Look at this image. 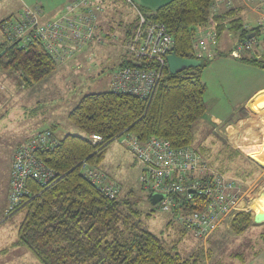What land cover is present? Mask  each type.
Instances as JSON below:
<instances>
[{"label": "trees", "instance_id": "trees-1", "mask_svg": "<svg viewBox=\"0 0 264 264\" xmlns=\"http://www.w3.org/2000/svg\"><path fill=\"white\" fill-rule=\"evenodd\" d=\"M213 1L170 0L155 9L139 7L149 21L167 25L174 37L173 51L177 56L197 58L201 64L176 73L167 64L149 99L112 90L83 95L69 111L68 118L86 136L66 133L59 138L51 129L59 139L57 145L37 152L55 176L48 183L28 178L27 192L16 208L7 212L9 188L6 212L24 211L15 245L26 247L44 264H202L193 256L184 257L168 249L165 240L142 223L141 210L128 197L134 194L133 190L110 197L86 176L84 166L102 171L108 146L125 134L135 135L141 142L161 137L174 147L192 146L194 127L207 114L203 71L213 59L197 55L194 47L197 28L217 24L219 34L224 29V20L233 17L231 27L240 31V39L251 31L257 30L256 34L261 31L259 25L253 29L244 27L242 18L234 17L236 8L213 12ZM245 60L264 68V54ZM59 61L63 60L39 39L26 47L0 43V68L19 73L28 86L52 75ZM127 63L122 60L120 67ZM93 133L102 139L93 142L90 138ZM228 149L227 157L220 152L216 159L220 172L227 165L224 160H232L233 150ZM197 150L211 166L214 164L206 147ZM171 217L168 226L178 223L172 214ZM254 223L251 211L242 210L233 217L229 229L242 234ZM179 231L181 235L187 233L182 228Z\"/></svg>", "mask_w": 264, "mask_h": 264}, {"label": "rangeland", "instance_id": "rangeland-1", "mask_svg": "<svg viewBox=\"0 0 264 264\" xmlns=\"http://www.w3.org/2000/svg\"><path fill=\"white\" fill-rule=\"evenodd\" d=\"M20 1L22 0H0V14L9 13L11 16L7 18L17 17L25 6H29L39 10L40 19L44 21L45 12L49 11L53 6L57 7L64 4L59 9L60 11L75 0H25V4L19 11ZM248 1L249 3L252 1L251 5L248 4L249 6L256 3L254 0ZM103 3L102 11L107 8V14L111 13L113 15L110 17L111 27L106 29L107 31L102 32V37L98 36L97 27H95L92 34L93 38L84 39V43L81 46L76 45L72 55L63 61H59L57 70L45 80L28 86L22 78L20 82L18 81L19 79H16L19 77V73L15 71L11 73L0 68L3 73L6 71L11 81L14 82V89L12 90L22 88L18 95L10 97L9 103L6 102L0 107V260L8 258L13 253V250L18 248L22 250L23 248L24 254L28 253V256L23 254L22 257H12V260H10L11 264H20L19 261L24 262V264H44L26 247L13 246L14 241L18 239V226L24 215L22 209L13 214L6 212L13 155L20 143L47 128L53 129L59 138L66 133H79L86 136L85 133L69 121V111L83 95L111 89V79L115 72L121 68L122 60L126 55L125 44L135 29L126 40L124 32L129 27V22L132 19H134V22L137 19L138 23L137 8H134V11L123 0H103ZM232 7L233 5L230 8ZM250 10L253 11V8H250ZM101 12L96 15L97 20ZM255 17L257 18V15ZM55 18H57L56 15L52 19ZM250 25L252 28L258 26L254 20L251 21ZM212 28L216 30L217 25H213ZM0 32L1 43L4 42V38L1 29ZM107 34H109V37H106ZM234 34L236 35L234 41L237 39L239 41L238 46L252 37H248L250 32L243 39H240L239 33ZM96 38L102 42H99L100 44L93 48V53L91 50L86 52L83 57H78V55L82 54L81 51L89 47V44ZM256 38L261 45V42L264 41V30L257 33ZM195 40L194 38V47L197 55L213 58L210 65L203 71V79L207 84L205 94L207 118L210 117L209 114L212 113V109L214 111L220 110L225 114L230 102L226 84H223V66L230 64L226 63L228 62L226 59L232 58L231 51L229 52L228 48L223 46L222 41L221 50L225 51V54L215 56L209 45L205 49L201 48V46L199 47V45L197 47ZM73 46L71 45V47ZM212 46L213 49H216L214 44ZM256 47L258 46L256 45ZM260 49H264V46H261ZM80 63L82 66H80ZM5 84L6 80L0 77V101H3L4 97L10 94V88ZM258 107L259 111L249 106V110L257 112L255 115H259V118H254V115H251L250 119H246L245 127L247 128L240 131L244 142L239 143L235 135H231L233 141L238 145L261 147V143L256 141V135L262 132L264 134V104L258 105ZM254 126L256 128H253ZM250 127L251 129L246 131ZM124 138V135L120 136L108 146L105 160L102 164V171L104 170L103 172L108 176L110 182L120 185L121 191L118 195L123 196L129 190L134 191V194H129L128 197L141 210L140 219L142 223L161 236L165 240L168 249L179 252L184 257L193 256L200 260L202 264H252L251 260L256 253V255L259 253V255L263 254L264 238L262 235L264 234V222L256 221L257 212L252 207L255 199L264 193L263 165L254 161L242 149L238 148L232 152V160H227V158L224 160V165H227H225V170L222 172L230 175L237 183L240 182L243 192L242 207L244 209L242 210L251 211L252 218L255 221L244 233L234 234L229 229L231 220L240 212L239 210L235 211V214L228 220L227 224L218 227L208 238H199L191 232L181 235L179 230L180 228L184 229L183 226L178 223L168 226V221L172 218L171 214L159 209L153 203L149 191L142 187L139 180L140 166L129 152L127 145L123 143ZM262 138H264V135ZM229 139L230 133L223 126H216L209 119H205L199 121L194 127L192 146L196 149L206 147L208 149L207 154L213 160V168L221 171L219 162L216 159L217 157L219 158L220 152H223L222 154L226 157L229 154L230 151L225 145Z\"/></svg>", "mask_w": 264, "mask_h": 264}, {"label": "built area", "instance_id": "built-area-1", "mask_svg": "<svg viewBox=\"0 0 264 264\" xmlns=\"http://www.w3.org/2000/svg\"><path fill=\"white\" fill-rule=\"evenodd\" d=\"M223 2L228 7L233 5V0H214L212 11L217 13ZM245 2L257 15V25L264 27V0H254L256 3L252 6H249L252 1ZM102 10L100 0H75L60 10L57 18L42 21L39 10L25 6L17 17L3 20L0 29L6 43L26 47L39 39L58 59L65 60L72 55L76 45L81 46L84 39L92 37L96 15ZM213 25L197 28L194 36L197 47L216 46L217 35ZM257 42L254 34L237 46L234 55L241 56L243 48H251ZM173 47L174 37L167 25L149 21L138 9L137 26L125 44L123 61L128 63L115 72L110 90L151 98L163 77L167 55ZM124 136L123 143L140 166L142 187L152 197L161 195L157 207L172 214L187 232L199 238H208L218 227L227 224L235 211L244 209L240 182L215 170L196 148L174 147L169 140L161 137L141 142L135 135ZM90 138L97 142L102 136L93 133ZM58 141L51 129H45L17 146L13 155L7 212L16 208L27 192L28 178L48 183L55 176L54 170L37 152L55 147ZM84 173L110 197H115L121 190L120 185L110 182L101 170L84 166Z\"/></svg>", "mask_w": 264, "mask_h": 264}, {"label": "crops", "instance_id": "crops-1", "mask_svg": "<svg viewBox=\"0 0 264 264\" xmlns=\"http://www.w3.org/2000/svg\"><path fill=\"white\" fill-rule=\"evenodd\" d=\"M104 1H107V0H104ZM110 1H113V0H110ZM123 1L135 11L134 8L139 9L140 6L147 7L150 9H155L170 0H123ZM20 2L21 3H19L20 5L19 11L22 9L23 5L25 4V0H22ZM244 2L245 0H233L232 8H236V15L234 17H241L243 20V23L245 24L244 27L252 28L250 23L252 20H254L257 23V18L255 17L256 15H254V12L250 10L249 7H247L246 2L245 3ZM102 4H104L103 0H102ZM63 5L57 6V7L53 6L49 11L45 12V16H43V20L47 21V20L52 19L55 15L57 16L59 9ZM228 9H231V8L228 7L225 2H223V3H220L216 11L217 13H223L227 11ZM9 16H11L9 13L0 14V21L4 20L5 18ZM112 16L113 15L111 13L107 14V8L105 9V11H102L101 13H99L98 20L96 22L98 36L102 37V32L107 31L106 29L111 27L110 17ZM230 19H233V17H229L224 20L223 22L224 29L219 34L217 32V29L215 28L216 29L215 33L217 35L216 49H213V46L209 45V47L212 48V51L214 52L215 56L225 54L224 53L225 51L221 50L222 41H223V46H226L229 52L231 51L232 58H229L231 60L226 59L228 61L226 63H230V64H226L223 66L224 68L223 69L224 71L223 84L224 85L226 84L227 95H228L230 104H228V108H226L225 114L222 113L220 110L214 111L212 109L211 110L212 113L209 114L210 117L207 118V114H206V116L200 119V121L209 119V121L212 122L214 125L223 126L224 129H226V131L230 133V139L228 140V143L225 144L226 146L231 147L233 151L236 150V148L242 149V151L246 155H248L254 161L264 166V138H262L264 135L263 132L261 134L256 135V141H259L261 143L260 145L261 147L259 146L257 147L255 145L254 146L244 145V144L238 145L231 138V135H235L239 143L244 142L242 140L243 135L240 133V131L245 130V128H247L245 127L246 119H250L251 115L252 116L254 115V118H259V115H255V113L257 112H252L251 110H249V106L250 108L259 111L258 105L260 106L264 104V68L249 64L245 60V58H249V57H258V58L261 57L264 54V49H260V47L264 46V41L261 42L262 43L261 45H260V42L258 41L256 44L258 47L254 45L251 48H246V47L243 48L241 56L234 55L233 51L235 50V47L238 46L237 44H239L238 39L234 41L235 36H236L234 33H239V32L231 27L232 25L230 23ZM133 24H134V19H132V21L129 22V27H127L126 31L124 32L125 40L132 33L131 31L133 30ZM261 30H264V27H262ZM255 33L256 31H251L249 35L252 36ZM106 37H109V34H107ZM1 38L2 37H1V32H0V39ZM99 42H102V41H98L96 38L91 44H89L90 45L89 47L81 51L82 54L78 55V57H83V55H85L86 52L91 51V50H92L91 52L93 53V48L96 47L98 44H100ZM80 66H82L81 63H80ZM9 72L12 73L13 71H9ZM0 77L6 80L5 85L10 88V94L8 96H5L3 101H0V107H1L2 104L4 105L6 102L9 103L8 101L10 100V97L18 95L21 92L22 88H19L17 90H12L14 89L13 87L14 82L11 81L6 71H4L3 73V71L0 70ZM21 78L22 77H20L19 75V77H17L16 79L17 80L19 79L18 81L20 82ZM4 93H7V92H4ZM231 100H234V101H231ZM240 113L241 114L243 113L245 115L243 114L241 115ZM247 114L249 117L247 116ZM256 127L254 126L253 128H256ZM249 129H251V127L246 129V131ZM227 176L230 177V175L228 174ZM13 246L14 247L18 246V245H15V241L13 243ZM23 254H24L23 248L22 250L20 248H18L17 250H13V253H11L8 258L0 260V264H11L10 260H12L11 259L12 257H16V256L22 257ZM259 254L256 256L254 255V257L251 260L253 262L252 264H264V252L261 255ZM24 255L28 256V253ZM24 258H27V257H24ZM19 263L24 264V262L22 261H19Z\"/></svg>", "mask_w": 264, "mask_h": 264}, {"label": "water", "instance_id": "water-1", "mask_svg": "<svg viewBox=\"0 0 264 264\" xmlns=\"http://www.w3.org/2000/svg\"><path fill=\"white\" fill-rule=\"evenodd\" d=\"M248 37H251V36H248ZM167 64H168L170 71L172 73H176L177 71L182 70L183 68H186V67L199 66L201 64V60L197 58L179 57L174 51H172L170 54L167 55ZM161 197L162 196L158 194L154 195L152 197L153 203L154 204L157 203ZM256 221L264 222V211L263 210H259L256 213Z\"/></svg>", "mask_w": 264, "mask_h": 264}, {"label": "bare ground", "instance_id": "bare-ground-1", "mask_svg": "<svg viewBox=\"0 0 264 264\" xmlns=\"http://www.w3.org/2000/svg\"><path fill=\"white\" fill-rule=\"evenodd\" d=\"M11 177H12V172H11ZM10 185H11V180H10ZM252 207L255 209L256 212H258L259 210L264 211V193L260 197H257L255 199V201L252 204Z\"/></svg>", "mask_w": 264, "mask_h": 264}]
</instances>
